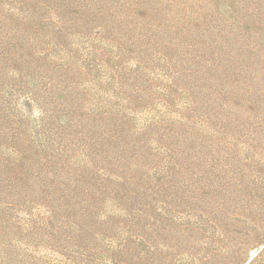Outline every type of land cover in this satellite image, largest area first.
<instances>
[{
	"label": "rangeland",
	"instance_id": "obj_1",
	"mask_svg": "<svg viewBox=\"0 0 264 264\" xmlns=\"http://www.w3.org/2000/svg\"><path fill=\"white\" fill-rule=\"evenodd\" d=\"M263 120L264 0H0V264L196 263L159 218Z\"/></svg>",
	"mask_w": 264,
	"mask_h": 264
},
{
	"label": "trees",
	"instance_id": "obj_2",
	"mask_svg": "<svg viewBox=\"0 0 264 264\" xmlns=\"http://www.w3.org/2000/svg\"><path fill=\"white\" fill-rule=\"evenodd\" d=\"M256 135L255 145L245 150L239 163L223 170L222 174L217 170L205 177L201 188L196 189L198 196L194 198L196 202L191 211L159 218L163 224L177 226L176 242L178 247L183 248L182 253L188 255L191 251L199 256L193 264H246L253 258L251 252L260 250L264 244V238L256 240L251 246L239 249L233 260L228 255H221L225 247L223 239L235 234L251 237L250 233L239 230L242 222L262 220L263 226L257 231L256 238L264 236V120L257 128ZM173 169L166 174L163 168V179H170ZM154 171L161 173V170ZM181 175L183 173L169 180V185L178 183ZM111 242L96 250L91 247L90 254L95 258L106 256L115 263L122 255L131 258L136 255ZM88 252L89 249L85 254ZM249 264H264V249Z\"/></svg>",
	"mask_w": 264,
	"mask_h": 264
},
{
	"label": "water",
	"instance_id": "obj_3",
	"mask_svg": "<svg viewBox=\"0 0 264 264\" xmlns=\"http://www.w3.org/2000/svg\"><path fill=\"white\" fill-rule=\"evenodd\" d=\"M264 249V244H263V246L260 248V250H258V252L254 255V257L253 258H255L262 250ZM252 258V259H253ZM252 259H250L246 264H249L251 261H252Z\"/></svg>",
	"mask_w": 264,
	"mask_h": 264
}]
</instances>
